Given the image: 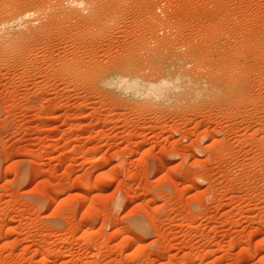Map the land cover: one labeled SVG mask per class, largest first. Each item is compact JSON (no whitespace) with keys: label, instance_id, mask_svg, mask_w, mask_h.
<instances>
[{"label":"rangeland","instance_id":"rangeland-1","mask_svg":"<svg viewBox=\"0 0 264 264\" xmlns=\"http://www.w3.org/2000/svg\"><path fill=\"white\" fill-rule=\"evenodd\" d=\"M58 1L0 0V264H264V0Z\"/></svg>","mask_w":264,"mask_h":264},{"label":"bare ground","instance_id":"bare-ground-1","mask_svg":"<svg viewBox=\"0 0 264 264\" xmlns=\"http://www.w3.org/2000/svg\"><path fill=\"white\" fill-rule=\"evenodd\" d=\"M94 3V2H93ZM57 4H59L62 7V13H67L68 7L75 9V11L80 12L84 6H83V0H60L57 2ZM73 4V7H71ZM89 4V3H88ZM87 7V6H86ZM91 7V6H90ZM85 10V9H84ZM97 8L95 7H91V12L89 13H96ZM107 10V9H106ZM99 11V10H98ZM100 12V11H99ZM102 12V11H101ZM231 68V67H230ZM233 71V70H232ZM228 72V71H226ZM232 73V72H231ZM236 73V72H235ZM231 76V75H230ZM85 189V188H84ZM89 192L87 190H83L81 191V193L79 194L80 199L82 201L86 202L87 197Z\"/></svg>","mask_w":264,"mask_h":264}]
</instances>
